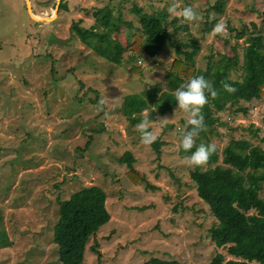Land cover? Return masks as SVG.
Instances as JSON below:
<instances>
[{"label":"rangeland","instance_id":"obj_1","mask_svg":"<svg viewBox=\"0 0 264 264\" xmlns=\"http://www.w3.org/2000/svg\"><path fill=\"white\" fill-rule=\"evenodd\" d=\"M214 1L179 0L203 19L186 23L187 29L172 37L198 38L193 62L200 69L221 58H236L228 75L239 78L243 47L249 42L246 36L262 34L264 48V0H223L219 12L210 7ZM171 2L29 0L33 14L48 16L36 19L25 0H0V229L4 232L0 264H62L51 236L57 199L85 185L104 191L109 217L96 236L85 241L79 264H136L150 256L206 264L215 252L224 259L231 257L225 246H216L209 238L208 228L216 219L196 194L189 177L193 167L183 163L187 155L179 152V133L189 114L178 103L170 110L152 112L149 130L161 141L156 153L141 143L136 129L141 121L130 124L121 111L124 94L165 87L163 74L175 55L173 48L164 45L152 57L136 56L139 71H132L126 59L119 65L106 61L71 28L78 18L81 25L91 24L92 9L108 4L114 15L130 22L110 33L125 44L131 32L141 33L133 4L148 14L165 11L161 17L168 30L185 23L176 17L171 20L167 12ZM220 21L227 25V38L212 34ZM88 89L96 90V101L90 102L94 94ZM262 89L260 97L240 101L246 112H233V104L214 113L222 121L213 122L209 135L217 145V162L230 138H247L264 149ZM83 91L86 95L79 102L74 96ZM101 99L105 104L98 110ZM124 150L131 152L132 166L145 180L133 182L127 176V167L117 161ZM228 167L232 178L248 169ZM254 168L264 169V160Z\"/></svg>","mask_w":264,"mask_h":264},{"label":"trees","instance_id":"obj_2","mask_svg":"<svg viewBox=\"0 0 264 264\" xmlns=\"http://www.w3.org/2000/svg\"><path fill=\"white\" fill-rule=\"evenodd\" d=\"M222 3L223 0H215L210 7L219 12ZM61 5L65 8V4H60V7ZM131 10L138 15L141 33L131 32L132 38H127L125 44L110 37V33L117 31L121 23L127 26L130 22L122 20L119 14L114 15L112 6L108 4L92 9L94 21L91 24L87 26L79 24L80 18L71 23V28L84 44L114 65H119L123 59H126L129 61L128 69L132 71H139V65L134 63L136 56L152 57L164 45L173 48L175 55L163 74L165 80L163 89L154 85L123 95L121 111L130 124L141 121L140 112L143 108L152 106L149 111L156 108L158 112L172 109L178 103L174 97L175 91L192 77L203 75L213 83L219 93L215 99L209 97V103L202 109L206 130L201 131L196 138L197 145L209 144L212 143L209 141V135L213 132L211 125L214 121L222 122L214 114L217 110L235 104L236 106L231 110L244 113L246 107L240 101L258 98L263 93L262 34L246 36L249 42L243 47L242 71L239 78H233L228 75V71L236 66V58L232 61L226 58L218 59L214 64L206 65L204 69L194 66V54L199 48L198 38L188 36L180 40L172 37L177 30H186V23L172 25L171 30H168L167 22L161 17L165 11L148 14L135 4L131 6ZM175 19L173 17L171 20ZM125 51L129 52L126 57L122 55ZM153 60L154 58L151 61ZM224 83L231 84L236 88V92H226L223 88ZM88 90L94 94V97H88L90 102L96 101V90ZM86 92L83 91L74 97L81 102ZM184 123L183 130H190L187 121L184 120ZM251 134H256L255 129H251ZM179 135L182 136V132ZM160 143L161 141L157 139L151 144L156 153L159 152ZM192 151H195V148ZM179 152L187 156L191 154L182 148ZM217 159L216 150L205 166L195 167L189 174L196 194L207 204L216 219V223L208 228L209 238L216 246H225L227 253L231 255L224 259L221 252H215L206 264H247L252 260L264 264V169L257 171L254 168L259 161L264 160V149L257 144H251L247 138H230L222 147L221 162H217ZM133 160L129 150H124L117 157V161L127 167L126 174L133 182L145 180L143 173L132 166ZM228 165L238 169L245 167L248 169L232 178L229 175ZM104 199L105 193L97 185L82 186L71 192L68 197L57 199V218L52 225L51 236L57 245V254L62 264L81 263L85 241L90 236L95 237L100 226L109 217ZM3 238L4 232L0 229V242ZM95 248V245L91 246V249L95 250ZM136 264L183 263L173 258L150 256Z\"/></svg>","mask_w":264,"mask_h":264},{"label":"clouds","instance_id":"obj_3","mask_svg":"<svg viewBox=\"0 0 264 264\" xmlns=\"http://www.w3.org/2000/svg\"><path fill=\"white\" fill-rule=\"evenodd\" d=\"M167 12L171 16L179 18L185 23H192L203 19L193 7L183 6L179 3V0H172L167 7ZM212 34L227 38V25L223 21L216 23L212 29ZM223 88L228 93L236 92V88L228 83H224ZM218 94L219 93L214 88L213 83L203 75L192 77L187 83L181 85L174 93L179 109L188 113L190 116L187 120V125L190 126V130H181L182 136L180 143V147L185 152L191 153L183 159V163L188 167L195 168L205 166L210 157L217 150V145L214 143H200L197 145L196 138L201 131L206 130L202 109L209 103V97L215 99ZM104 104L105 101L101 99L98 104V110H102ZM155 110L156 108H153L151 111L144 109L141 113V122L136 126L137 131L140 133L141 143L144 145H151L158 139V135L149 130V117L151 112ZM167 119L168 118H164L162 120L166 123ZM193 148H195V151H192Z\"/></svg>","mask_w":264,"mask_h":264},{"label":"water","instance_id":"obj_4","mask_svg":"<svg viewBox=\"0 0 264 264\" xmlns=\"http://www.w3.org/2000/svg\"><path fill=\"white\" fill-rule=\"evenodd\" d=\"M25 5H26V7H27V10L29 11L28 13H32L31 11H30V7H29V0H25ZM31 16L32 17H34L32 14H31ZM39 17V16H38ZM48 17V16H47ZM47 17H40L41 19H44V18H47ZM37 19H39V18H37Z\"/></svg>","mask_w":264,"mask_h":264},{"label":"bare ground","instance_id":"obj_5","mask_svg":"<svg viewBox=\"0 0 264 264\" xmlns=\"http://www.w3.org/2000/svg\"><path fill=\"white\" fill-rule=\"evenodd\" d=\"M33 16H34V18H39V19H41L40 17H38L37 15H35V14H33V13H31ZM48 18V17H47ZM44 19H46V18H44Z\"/></svg>","mask_w":264,"mask_h":264}]
</instances>
